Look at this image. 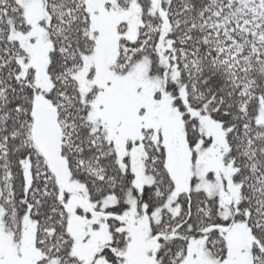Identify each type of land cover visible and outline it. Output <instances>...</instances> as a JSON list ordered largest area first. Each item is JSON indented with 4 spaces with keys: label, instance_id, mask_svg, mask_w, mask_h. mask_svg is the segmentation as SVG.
I'll use <instances>...</instances> for the list:
<instances>
[{
    "label": "snow or ice",
    "instance_id": "snow-or-ice-1",
    "mask_svg": "<svg viewBox=\"0 0 264 264\" xmlns=\"http://www.w3.org/2000/svg\"><path fill=\"white\" fill-rule=\"evenodd\" d=\"M0 264H264V0H0Z\"/></svg>",
    "mask_w": 264,
    "mask_h": 264
}]
</instances>
